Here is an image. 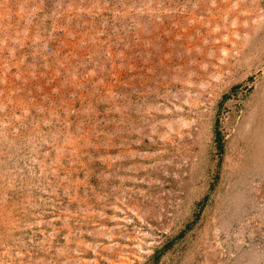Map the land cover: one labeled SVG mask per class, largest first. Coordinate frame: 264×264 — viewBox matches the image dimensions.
<instances>
[{
  "label": "rangeland",
  "instance_id": "obj_1",
  "mask_svg": "<svg viewBox=\"0 0 264 264\" xmlns=\"http://www.w3.org/2000/svg\"><path fill=\"white\" fill-rule=\"evenodd\" d=\"M0 264H264V0H0Z\"/></svg>",
  "mask_w": 264,
  "mask_h": 264
}]
</instances>
